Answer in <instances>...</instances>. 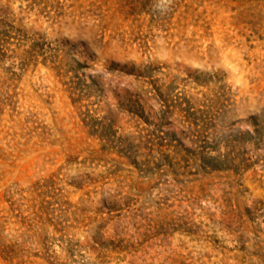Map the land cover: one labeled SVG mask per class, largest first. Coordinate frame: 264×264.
<instances>
[{
  "label": "rangeland",
  "instance_id": "obj_1",
  "mask_svg": "<svg viewBox=\"0 0 264 264\" xmlns=\"http://www.w3.org/2000/svg\"><path fill=\"white\" fill-rule=\"evenodd\" d=\"M0 264H264V0H0Z\"/></svg>",
  "mask_w": 264,
  "mask_h": 264
},
{
  "label": "trees",
  "instance_id": "obj_2",
  "mask_svg": "<svg viewBox=\"0 0 264 264\" xmlns=\"http://www.w3.org/2000/svg\"><path fill=\"white\" fill-rule=\"evenodd\" d=\"M106 138H108V137H106Z\"/></svg>",
  "mask_w": 264,
  "mask_h": 264
}]
</instances>
